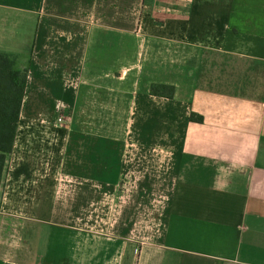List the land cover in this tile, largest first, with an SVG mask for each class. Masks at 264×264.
Instances as JSON below:
<instances>
[{"label": "crops", "instance_id": "0c3cea01", "mask_svg": "<svg viewBox=\"0 0 264 264\" xmlns=\"http://www.w3.org/2000/svg\"><path fill=\"white\" fill-rule=\"evenodd\" d=\"M140 42L144 60L168 47L160 62L177 67L174 99L184 90L201 117L186 125L162 229L145 242L80 226L107 216L73 212L121 185V153L106 157L103 142L97 169L65 167L66 181L40 164L42 150L73 132L53 113L78 108L86 86L133 104L123 62ZM0 54L26 75L0 178V264H264V0H0ZM75 171L98 180L74 181Z\"/></svg>", "mask_w": 264, "mask_h": 264}, {"label": "rangeland", "instance_id": "374dc122", "mask_svg": "<svg viewBox=\"0 0 264 264\" xmlns=\"http://www.w3.org/2000/svg\"><path fill=\"white\" fill-rule=\"evenodd\" d=\"M164 48L168 47L153 46L149 55L152 60H144L146 46L140 42L135 50L138 56L123 62V68L130 70L127 71L129 76L122 79L121 86L127 90L137 89L133 94V104H124L129 102L125 99L129 94L121 95L123 99L119 105V97L113 91H106L104 96L94 92V87L86 86V94L79 95L78 108L64 107L53 113L55 119L60 117L64 122L62 129L66 127L73 131L59 136L56 146L52 143L50 150H42L40 164L57 168L59 181H66L71 177V174L64 172L65 167L97 169L98 149L100 145L103 146V142L106 157L112 156L113 152L121 153V185L115 190L107 189L105 196L92 199L86 207L80 205L73 208L74 213L107 216L106 220H90L79 223L80 226L84 224L95 230L99 228L137 233L136 240L139 242L155 240L157 237L152 235V231L162 229L172 184L176 179V156L185 138V128L188 122L197 121V114L191 111V104L188 102L189 94L185 95L183 90L178 95L181 103L174 99L175 86L169 81H179L180 78L175 77L173 72L177 67L169 69L170 73L163 68L160 56L165 53ZM173 48L170 47V50ZM177 52L178 50L175 59L181 57ZM185 80V83L182 80L180 89L190 85ZM154 84L173 87L172 97L152 95L150 86ZM162 92L168 93L169 90L163 89ZM83 98L93 100L88 103ZM98 99L104 102L100 104V108L93 102ZM48 112L26 110L25 116L45 117L49 115ZM84 118L90 119L91 124H81ZM97 119L101 121L99 124ZM111 160L112 158H107L106 163ZM72 176L77 182L98 180L97 173L75 171ZM112 177V174H106L107 182ZM13 241L16 239L11 237V246H15ZM9 260L11 264H18L11 257Z\"/></svg>", "mask_w": 264, "mask_h": 264}, {"label": "trees", "instance_id": "16d2710c", "mask_svg": "<svg viewBox=\"0 0 264 264\" xmlns=\"http://www.w3.org/2000/svg\"><path fill=\"white\" fill-rule=\"evenodd\" d=\"M25 83L26 75L15 69L13 57L0 54V178L6 154L12 151ZM163 89L169 92L163 93ZM150 93L171 98L173 87L154 84ZM200 121L201 117L197 116L195 122Z\"/></svg>", "mask_w": 264, "mask_h": 264}, {"label": "built area", "instance_id": "2783aa9c", "mask_svg": "<svg viewBox=\"0 0 264 264\" xmlns=\"http://www.w3.org/2000/svg\"><path fill=\"white\" fill-rule=\"evenodd\" d=\"M57 123L61 124V123H64V122H63L62 119L59 117V118L57 119Z\"/></svg>", "mask_w": 264, "mask_h": 264}]
</instances>
